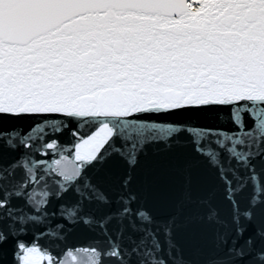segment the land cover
Returning <instances> with one entry per match:
<instances>
[{"label": "snow or ice", "instance_id": "obj_1", "mask_svg": "<svg viewBox=\"0 0 264 264\" xmlns=\"http://www.w3.org/2000/svg\"><path fill=\"white\" fill-rule=\"evenodd\" d=\"M0 264H264V0H0Z\"/></svg>", "mask_w": 264, "mask_h": 264}, {"label": "water", "instance_id": "obj_2", "mask_svg": "<svg viewBox=\"0 0 264 264\" xmlns=\"http://www.w3.org/2000/svg\"><path fill=\"white\" fill-rule=\"evenodd\" d=\"M181 118L183 117H177V119ZM140 180L143 195L146 197L149 206L162 212L169 204L173 195L174 178L166 174L162 169L149 167L141 174ZM58 203L59 201H54L49 207L54 210ZM92 235V233L78 228L68 236L67 244L68 246L85 245ZM39 243L41 245H47L49 241L41 239Z\"/></svg>", "mask_w": 264, "mask_h": 264}]
</instances>
